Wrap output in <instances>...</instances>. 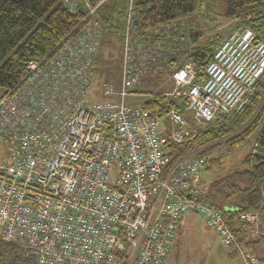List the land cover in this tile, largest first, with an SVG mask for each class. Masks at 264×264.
I'll return each mask as SVG.
<instances>
[{
    "label": "built area",
    "instance_id": "built-area-1",
    "mask_svg": "<svg viewBox=\"0 0 264 264\" xmlns=\"http://www.w3.org/2000/svg\"><path fill=\"white\" fill-rule=\"evenodd\" d=\"M81 1L87 11L79 31L29 61L19 84L0 88L6 151L0 162V239L18 243L38 264H163L183 215L193 212L229 252L245 264H261L231 224L237 221L256 239L264 234V214L231 219L203 201L196 182L206 160L186 155L171 162L161 117L142 104L125 103L141 66L134 56H148L138 54L142 46L132 40L130 11L120 88L106 87L100 101L88 99L100 2L62 0L71 13ZM173 66L174 88L167 95L186 98L187 105L168 110L175 124L168 139L182 143L247 102L264 74V38L249 28L232 29L197 82L193 62ZM183 111H190L191 124Z\"/></svg>",
    "mask_w": 264,
    "mask_h": 264
},
{
    "label": "trees",
    "instance_id": "trees-1",
    "mask_svg": "<svg viewBox=\"0 0 264 264\" xmlns=\"http://www.w3.org/2000/svg\"><path fill=\"white\" fill-rule=\"evenodd\" d=\"M95 5V14L100 22L102 41L110 37L121 41L126 25L127 14L133 18L132 34L143 40L148 39L151 27L160 24L152 44L166 37L171 48L167 55L172 64L179 52L184 61L195 65L196 77L200 81L205 68L222 40L216 36L192 44L189 50L180 47V34L173 28L163 26L174 22L182 14L197 11L206 17L238 19L235 29L249 28L257 36L264 38V0H86ZM130 9V10H129ZM87 11L84 1L71 13L62 0H0V88H12L19 84L27 74L29 61L40 60L51 53L69 35L79 31L80 22ZM177 21H175L176 23ZM191 35L196 39V32ZM144 48V47H143ZM97 50V49H96ZM96 53V51H95ZM93 54V63L98 59ZM176 63V62H174ZM173 63V64H174ZM172 64V65H173ZM97 68H94L96 73ZM170 93V92H169ZM187 105L183 97L168 96L167 93H153L142 103L145 110L162 117L172 107ZM184 112V111H183ZM182 112V113H183ZM253 133H256L254 152L247 153L239 162L238 168L207 183L198 180L201 199L211 203L231 219L241 213L258 212L264 214V74L258 81L253 94L238 110L232 111L226 119L209 124L199 130L191 139L182 143L167 138L166 148L171 162L183 156L203 157L207 164L219 163V157L207 158L208 152L220 148L222 144L239 146ZM210 164L205 169H208ZM238 242L264 264V234L250 239L247 232L240 229L235 221L231 224ZM169 252V251H168ZM163 257V262L168 254ZM233 257L236 252H228ZM0 264H38L33 256L16 242L0 239ZM133 264V263H132Z\"/></svg>",
    "mask_w": 264,
    "mask_h": 264
},
{
    "label": "rangeland",
    "instance_id": "rangeland-1",
    "mask_svg": "<svg viewBox=\"0 0 264 264\" xmlns=\"http://www.w3.org/2000/svg\"><path fill=\"white\" fill-rule=\"evenodd\" d=\"M174 22L164 24L168 28H174L180 34V47L182 50H189L192 44L203 41L210 36L218 37L222 40L226 35L235 29L238 19H224L218 17H206L203 14L194 11L177 16ZM175 21H177L175 23ZM160 28L159 25L151 27L148 31V39L143 40L132 34V40L138 41L143 51L138 54L148 55L147 57L134 56L136 63L141 62L138 71V81L130 86V92L125 97V103L129 105H141L153 93H169L174 88V82L171 72L174 69V62L184 63V54L179 52L174 56L175 60H167V55L172 51L167 45L166 37H159L156 42L151 43ZM196 32V39L191 35ZM98 37L96 46V57L98 63H93L97 68L96 73L93 68L92 88L88 94L91 101H100L104 89L110 87L113 91L120 88L122 75V50L123 41L110 37L102 41ZM144 47V48H143ZM154 52H151V51ZM147 60V61H146ZM156 66V67H155ZM159 69V70H158ZM182 106L181 108H183ZM186 107V106H185ZM189 124L192 123L190 111L181 113ZM175 129V124L166 114L161 117L160 133L163 137L169 138ZM256 133H253L239 146L222 144L220 148L209 151L207 158L219 157L220 162L209 163L208 169L202 170L198 177V183H207L217 176L225 175L238 168L240 160L247 154L254 152ZM6 158L4 145L0 142V162ZM207 164V166L209 165ZM169 252L166 255L163 264H245L240 255L231 257L228 248L221 242L218 235L213 231L203 219L196 213L186 212L179 225L176 237L172 241Z\"/></svg>",
    "mask_w": 264,
    "mask_h": 264
},
{
    "label": "crops",
    "instance_id": "crops-1",
    "mask_svg": "<svg viewBox=\"0 0 264 264\" xmlns=\"http://www.w3.org/2000/svg\"><path fill=\"white\" fill-rule=\"evenodd\" d=\"M262 247H264V245H262ZM170 251V250H169Z\"/></svg>",
    "mask_w": 264,
    "mask_h": 264
}]
</instances>
